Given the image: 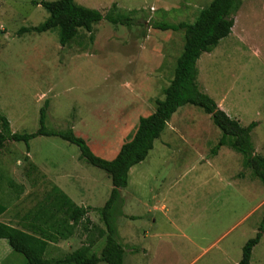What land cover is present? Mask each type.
Returning a JSON list of instances; mask_svg holds the SVG:
<instances>
[{
  "label": "rangeland",
  "instance_id": "374dc122",
  "mask_svg": "<svg viewBox=\"0 0 264 264\" xmlns=\"http://www.w3.org/2000/svg\"><path fill=\"white\" fill-rule=\"evenodd\" d=\"M41 1L56 0H0V113L11 132L30 134L38 129L44 108L48 130L71 129L96 156L110 161L133 136L139 119L163 99L182 50V33L151 25L192 23L212 0H74L103 14L113 5L120 13L133 11L135 22L125 28L102 21L91 34L79 30L66 47H60L56 31L18 33L47 18ZM197 70L200 92L230 119L242 127L259 123L250 139L255 154L264 157V0H240L232 34L201 55ZM219 137L201 109L181 107L146 159L130 169L128 185L120 190L123 215L116 217L123 264H239L262 219L264 185L228 147L210 154ZM29 151L44 176L28 170L31 164L24 158L29 152L22 143L6 142L0 150V201L6 215L32 209L52 186L79 206H104L111 181L80 159L75 146L37 137ZM26 177L36 186L27 185ZM19 191L30 196L15 210ZM87 216L88 228L103 229L96 211ZM82 226L73 236L72 251L85 242ZM104 242L97 239L91 253L98 255ZM71 250L45 259H61ZM4 258L5 264H25L14 252ZM250 264H264V233Z\"/></svg>",
  "mask_w": 264,
  "mask_h": 264
},
{
  "label": "trees",
  "instance_id": "16d2710c",
  "mask_svg": "<svg viewBox=\"0 0 264 264\" xmlns=\"http://www.w3.org/2000/svg\"><path fill=\"white\" fill-rule=\"evenodd\" d=\"M47 13V18L38 26L21 28L19 34L57 32L60 47L68 46L79 34V30L91 34L93 26L105 21L113 26L130 28L134 24L135 12L120 13L116 6L106 13L91 10L75 3L74 0H56L38 3ZM240 0H212L201 10L192 23H155L151 28L161 32H180L183 46L175 61L173 76L163 89L162 100H156L154 112L140 118L137 128L128 142L123 144L112 160L96 156L87 143L69 129L65 131L48 130L45 126V109L39 111L38 129L34 133H13L5 116L0 113V150L6 142L22 143L27 153L29 142L37 137L56 138L79 150L80 159L89 166L103 171L111 181L109 198L102 208L79 207L57 187L52 186L43 198L27 211L26 220L30 229L21 231L0 223V240H5L11 250L22 256L25 264H123V248L117 240L116 217L122 216L120 190L128 185L131 168L143 162L159 139L167 122L184 106H194L208 115L213 125L220 131L216 145L210 154L216 156L222 147H228L240 154L243 166L264 185V157L257 156L251 143L250 134L256 127L251 123L242 127L238 121L230 119L215 102L198 89L197 62L202 54L210 53L219 42L227 38L234 26V16L239 10ZM91 38V37H90ZM25 157L24 161L28 162ZM31 170H37L30 165ZM96 211L104 225L91 228L88 214ZM6 206L0 201V217ZM83 222L85 242L76 250L61 259H45L50 243L67 240ZM96 234V238L92 235ZM264 233V211L258 231L242 248L239 264H250L252 249L259 243ZM105 238L98 255L91 253L97 239Z\"/></svg>",
  "mask_w": 264,
  "mask_h": 264
},
{
  "label": "crops",
  "instance_id": "0c3cea01",
  "mask_svg": "<svg viewBox=\"0 0 264 264\" xmlns=\"http://www.w3.org/2000/svg\"><path fill=\"white\" fill-rule=\"evenodd\" d=\"M231 34H232V31H231ZM230 34V35H231ZM235 120H237L236 118H234ZM256 124H259L256 122ZM256 129V128H255ZM252 130V132L255 131ZM28 159H29V162L30 164L35 167L37 169V171H39L43 176L44 174L43 173H46V172H43L40 168V166H38L33 158V156L30 154V151L28 153V155L26 156ZM28 170H31L30 167H28ZM26 180H27V185H30V186H36V182H35V179L31 178V177H26ZM20 188H22L21 186H19ZM63 192V191H62ZM75 205H77L72 199L71 197H69V195L66 193V192H63ZM30 196V193L28 194L27 192H23L20 194V191L14 195V198L13 200L15 201V204H14V209L17 210L19 208V210L22 209V206H24L26 204V199ZM81 206L79 207H84L82 205V202L80 204ZM6 206V205H5ZM8 212V208L6 206V212L0 217V223H3L5 225H8L14 229H18V230H21V231H25V230H29L30 229V224H29V221L26 220V214L27 212H15L14 214H10V215H6V213ZM168 225L170 226L171 225V219H169V223ZM74 236V235H73ZM73 236L67 240H60L58 242H55V243H50L47 250H46V253H45V256L44 258H48V255L51 256V257H54L58 254H60V252L62 250H71L72 247H75L73 246V241H74V238ZM5 241V240H4ZM0 264H5L4 263V260L7 255V257H9L10 255L12 256V250L11 248L8 246H6L5 243H2V241L0 240ZM72 244V246H70ZM8 245V244H7ZM70 246V247H68ZM3 249V250H2ZM5 249V251H4ZM72 251V250H71ZM73 252V251H72ZM71 253V252H70ZM50 260V259H48ZM8 264V263H7Z\"/></svg>",
  "mask_w": 264,
  "mask_h": 264
}]
</instances>
